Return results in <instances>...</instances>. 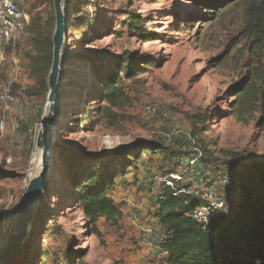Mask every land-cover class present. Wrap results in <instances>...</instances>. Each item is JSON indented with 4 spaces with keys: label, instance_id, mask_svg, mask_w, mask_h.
<instances>
[{
    "label": "rangeland",
    "instance_id": "obj_1",
    "mask_svg": "<svg viewBox=\"0 0 264 264\" xmlns=\"http://www.w3.org/2000/svg\"><path fill=\"white\" fill-rule=\"evenodd\" d=\"M22 1L30 16L29 25L36 18L48 21L55 17L54 4L49 0ZM63 2L68 33L62 50L59 99L65 103V116L62 123L59 121L60 130L56 127L47 188L36 206L24 245L10 264H146V256L141 258L136 237L128 233L132 230L123 217L117 226L100 218L102 235L95 234L75 202L72 177L87 164L88 155L138 140L163 141L162 132L173 125L178 127L173 141L163 142L176 156L170 160L163 154L146 152L140 159L143 169L153 167L163 174L177 171L180 157L185 161L195 152L194 146L185 142L194 124L212 160L231 162L242 169L264 163V129L255 120H237L229 106L228 88L238 80L241 69V65L235 68L233 63L240 46L236 43L237 33L245 22L244 5L235 1L216 10L206 9L194 0ZM131 14L143 19L136 28L129 21ZM140 29L152 33L153 40L145 41ZM28 35L22 39L24 48L30 45ZM128 52L133 57L125 65L139 61L140 68L131 77L121 72L119 87L123 96L113 106L101 99L102 82L120 56ZM225 53L228 58L221 61ZM38 76L32 79V93ZM36 97L41 106L47 100L44 95ZM147 105L156 108L150 118L145 113ZM58 106L61 110V101ZM43 109L40 118L38 113L32 122H41ZM86 111L89 115H83ZM28 125L22 122L18 130L9 131L0 141V214L9 197L10 208H19L26 194V179L29 182L32 177L37 148L28 147ZM107 135L109 146L104 141ZM218 167L205 166L199 172L206 173L207 178L200 177L197 182L213 195L227 189L214 180ZM139 169L137 162L129 174H142ZM141 179L142 176L135 183ZM141 192L145 190H131L130 205L122 195L114 193L115 202L121 208L135 210L132 201ZM142 198L138 200L142 202ZM43 200L46 208L41 204ZM150 205L158 208L156 201ZM1 239L0 233V243Z\"/></svg>",
    "mask_w": 264,
    "mask_h": 264
},
{
    "label": "trees",
    "instance_id": "obj_2",
    "mask_svg": "<svg viewBox=\"0 0 264 264\" xmlns=\"http://www.w3.org/2000/svg\"><path fill=\"white\" fill-rule=\"evenodd\" d=\"M49 1L53 2V0ZM194 1L206 9L216 10L235 1L243 2L245 22L237 33L236 43L240 46L236 49V60L233 63L235 68L241 65V69L238 72V80L228 88L229 106L237 120L242 122L255 120L257 126L264 129V0ZM67 9L68 7L66 11ZM129 21L136 28L143 19L139 14H131ZM54 24L53 16L48 21L36 18L31 25L28 24L25 34L31 35L29 44L33 48L27 57L31 79L39 74L33 94L44 95L45 99L49 92L47 76L53 60ZM140 30L145 41L153 40L152 33ZM132 55L130 52L121 55L120 61L116 62V66L103 79L100 95L102 101L114 106L121 100L123 96L119 87L121 72L124 71L131 77L136 74L135 70L140 68L139 61L125 65V62L133 57ZM227 58L228 53H225L221 61ZM60 101L57 130H60L59 121L62 123L65 116V103L60 98L58 105ZM44 105L45 103L41 106L39 118ZM83 115H89V111L84 112ZM193 128L190 133L191 140L195 147L202 150L204 164L206 166L224 164L231 167L232 172L229 176L237 180L234 189L235 198L227 207L214 212L212 224L208 229H204L191 217L192 213L203 204L200 197L188 193L175 196L171 190L163 191L158 196V208L155 214L167 235L163 245L167 256L161 264H264V163L256 162L242 169L231 162L212 160L208 156L210 151L200 143L201 139L197 135L198 126L194 124ZM161 137L168 144L173 141L168 142L162 135ZM163 141L138 140L108 152L90 154L85 158L87 164L82 165L80 172L74 173L72 179L75 202L89 220L97 236L102 235L98 227L100 218L104 217L115 226L120 223L123 211L115 202L116 184L130 173L137 162L140 163L142 155L146 152L160 153L168 156L170 160L176 156L175 151ZM31 147L34 148V145ZM147 147L150 148L149 151ZM41 204L46 208L44 200Z\"/></svg>",
    "mask_w": 264,
    "mask_h": 264
},
{
    "label": "built area",
    "instance_id": "obj_3",
    "mask_svg": "<svg viewBox=\"0 0 264 264\" xmlns=\"http://www.w3.org/2000/svg\"><path fill=\"white\" fill-rule=\"evenodd\" d=\"M22 2V0H0V141L9 131L14 133L18 130L21 123L25 121L29 123L26 136L28 147H31L35 146L39 126H41V122L34 123L32 119L40 112L41 105H39L36 95L31 92L33 82L27 57L33 48L31 45L24 48L22 44V39H25L26 27L30 23V16L22 7ZM155 109L152 105L145 107L148 118L155 113ZM177 128L173 125L162 132L164 139L171 142L175 133L178 132ZM104 139L109 146L110 136L107 135ZM185 142L191 143L195 152L185 161L182 158L179 159L177 171L163 174L159 169L151 167L149 168L150 173L143 176L140 181L147 188L157 190L158 196L165 190H171L175 196L188 193L200 197L203 204L192 213L191 217L204 229H208L212 224V214L224 209L234 201L237 180L229 176L232 172L231 167L223 164L219 165L216 170L214 180L226 186L225 193L213 195L198 186L197 182L200 177L207 178L206 173L199 172L206 166L203 162L204 155L201 149L195 147L190 134L185 137ZM28 183L26 179V186ZM122 196V200L130 205L131 196L127 189ZM7 201L8 205L5 207L4 213L11 210L12 197H9ZM129 215L135 223H139L140 218L135 211H129ZM166 237L165 230L160 226L158 219L154 217L152 223L141 230L137 243L159 250V254L162 256L161 260H163L167 256L163 247Z\"/></svg>",
    "mask_w": 264,
    "mask_h": 264
},
{
    "label": "water",
    "instance_id": "obj_4",
    "mask_svg": "<svg viewBox=\"0 0 264 264\" xmlns=\"http://www.w3.org/2000/svg\"><path fill=\"white\" fill-rule=\"evenodd\" d=\"M55 10V30L52 37L53 60L48 74L49 92L44 105L41 126L35 147L43 150L42 168L26 187V194L19 208L0 214V264H10L19 253L28 236V231L36 215V206L47 187L49 171L53 160L60 94L62 50L68 33L67 17L63 0H53Z\"/></svg>",
    "mask_w": 264,
    "mask_h": 264
},
{
    "label": "crops",
    "instance_id": "obj_5",
    "mask_svg": "<svg viewBox=\"0 0 264 264\" xmlns=\"http://www.w3.org/2000/svg\"><path fill=\"white\" fill-rule=\"evenodd\" d=\"M143 164V162L139 163L140 166V171H142V174H138L137 176L132 175V174H127L126 176L122 177L119 182H117L116 185V190L114 191V193L116 194H120L123 195L125 189H127V191L129 192V194H131V190L134 192H137V188H141L144 192H141L139 195L137 194L135 197L139 198V196L142 198L143 195H150L151 198L147 199L145 197L142 198V202H140L139 200L137 201H132V206L133 208H136L135 211L137 213V215L139 216L140 220L139 223H135L132 218L129 215V207H123L122 211H123V219H124V223H126L128 226V229H131V231H129L128 233L130 235L134 234L136 237V243H137V237L138 234H140L141 230H143V228H145L146 226H148L149 224L152 223L153 218L155 217V214L157 212L156 208H152L150 203L153 201L157 202L158 199V191L152 188H147L146 186H144L141 182L137 181L135 183V181L137 180V178L139 177H143V176H147L150 171H148L147 169H143L141 167V165ZM158 193V194H157ZM118 194V195H119ZM156 195V196H153ZM114 198L115 195H114ZM133 200V199H132ZM157 207H158V203H157ZM138 246L139 252L142 253L140 254L141 258L146 256V264L148 262H157L160 263L162 260V256L159 254V250H155L154 248H152L151 246L148 245H144L141 246L138 243L136 244V247ZM144 254V255H143Z\"/></svg>",
    "mask_w": 264,
    "mask_h": 264
},
{
    "label": "bare ground",
    "instance_id": "obj_6",
    "mask_svg": "<svg viewBox=\"0 0 264 264\" xmlns=\"http://www.w3.org/2000/svg\"><path fill=\"white\" fill-rule=\"evenodd\" d=\"M82 79V78H81ZM42 161H43V150L41 148H37L33 168L31 169V176L34 177L42 168Z\"/></svg>",
    "mask_w": 264,
    "mask_h": 264
}]
</instances>
